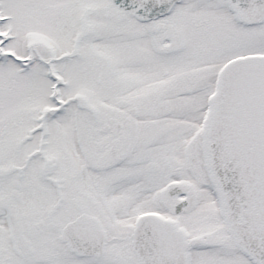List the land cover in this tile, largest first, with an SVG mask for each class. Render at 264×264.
Segmentation results:
<instances>
[{
    "label": "snow or ice",
    "instance_id": "snow-or-ice-1",
    "mask_svg": "<svg viewBox=\"0 0 264 264\" xmlns=\"http://www.w3.org/2000/svg\"><path fill=\"white\" fill-rule=\"evenodd\" d=\"M0 264H264V0H0Z\"/></svg>",
    "mask_w": 264,
    "mask_h": 264
}]
</instances>
